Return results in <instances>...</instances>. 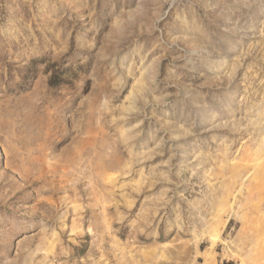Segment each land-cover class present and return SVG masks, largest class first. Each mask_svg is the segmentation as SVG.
<instances>
[{
	"label": "rangeland",
	"instance_id": "obj_1",
	"mask_svg": "<svg viewBox=\"0 0 264 264\" xmlns=\"http://www.w3.org/2000/svg\"><path fill=\"white\" fill-rule=\"evenodd\" d=\"M0 264H264V0H0Z\"/></svg>",
	"mask_w": 264,
	"mask_h": 264
},
{
	"label": "trees",
	"instance_id": "obj_2",
	"mask_svg": "<svg viewBox=\"0 0 264 264\" xmlns=\"http://www.w3.org/2000/svg\"><path fill=\"white\" fill-rule=\"evenodd\" d=\"M51 85H58L60 84L62 81H59V79H57V81L54 82L53 78L50 79Z\"/></svg>",
	"mask_w": 264,
	"mask_h": 264
}]
</instances>
